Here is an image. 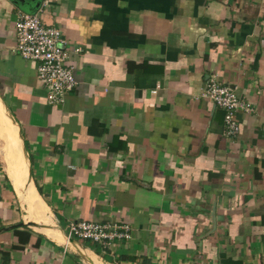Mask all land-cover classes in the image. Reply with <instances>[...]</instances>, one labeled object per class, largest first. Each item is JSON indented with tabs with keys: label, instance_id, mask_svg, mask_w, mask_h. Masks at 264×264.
I'll list each match as a JSON object with an SVG mask.
<instances>
[{
	"label": "crops",
	"instance_id": "crops-1",
	"mask_svg": "<svg viewBox=\"0 0 264 264\" xmlns=\"http://www.w3.org/2000/svg\"><path fill=\"white\" fill-rule=\"evenodd\" d=\"M36 2L0 0V264H264V0ZM39 10L83 49L59 105L16 48ZM212 77L254 105L235 136Z\"/></svg>",
	"mask_w": 264,
	"mask_h": 264
},
{
	"label": "built area",
	"instance_id": "built-area-1",
	"mask_svg": "<svg viewBox=\"0 0 264 264\" xmlns=\"http://www.w3.org/2000/svg\"><path fill=\"white\" fill-rule=\"evenodd\" d=\"M40 13L41 10L35 13L19 12L14 22L16 48L24 59L38 63L37 76L46 88L47 100L51 105H59L77 85L76 64L71 61L70 53L72 50L80 53L83 49L73 45L59 27L44 23ZM202 96L225 111V131L229 136L239 133L238 113L254 110L251 101L215 77L208 80ZM67 235L95 242L107 252L113 251L119 241L131 240L133 228L129 223L118 220H73L68 225Z\"/></svg>",
	"mask_w": 264,
	"mask_h": 264
},
{
	"label": "water",
	"instance_id": "water-1",
	"mask_svg": "<svg viewBox=\"0 0 264 264\" xmlns=\"http://www.w3.org/2000/svg\"><path fill=\"white\" fill-rule=\"evenodd\" d=\"M35 6H36V8H38L40 6V0H37ZM30 12L35 13L36 11H30Z\"/></svg>",
	"mask_w": 264,
	"mask_h": 264
},
{
	"label": "rangeland",
	"instance_id": "rangeland-1",
	"mask_svg": "<svg viewBox=\"0 0 264 264\" xmlns=\"http://www.w3.org/2000/svg\"><path fill=\"white\" fill-rule=\"evenodd\" d=\"M85 241V240H84ZM87 242H91L92 243V241H90V240H87Z\"/></svg>",
	"mask_w": 264,
	"mask_h": 264
},
{
	"label": "trees",
	"instance_id": "trees-1",
	"mask_svg": "<svg viewBox=\"0 0 264 264\" xmlns=\"http://www.w3.org/2000/svg\"><path fill=\"white\" fill-rule=\"evenodd\" d=\"M28 239H29V236H28Z\"/></svg>",
	"mask_w": 264,
	"mask_h": 264
}]
</instances>
